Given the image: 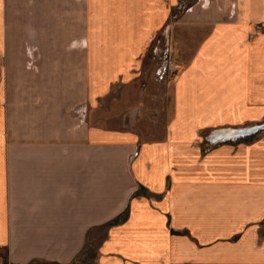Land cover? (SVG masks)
<instances>
[{"label":"crops","instance_id":"crops-1","mask_svg":"<svg viewBox=\"0 0 264 264\" xmlns=\"http://www.w3.org/2000/svg\"><path fill=\"white\" fill-rule=\"evenodd\" d=\"M184 1L0 0V264H264V128L207 139L264 124V0ZM165 24L186 71L135 79Z\"/></svg>","mask_w":264,"mask_h":264},{"label":"rangeland","instance_id":"rangeland-1","mask_svg":"<svg viewBox=\"0 0 264 264\" xmlns=\"http://www.w3.org/2000/svg\"><path fill=\"white\" fill-rule=\"evenodd\" d=\"M182 1H184V0H182ZM184 3H185V1H184ZM181 12H183V11L180 8L174 10V12L171 13V18H174V15L176 13L180 14ZM169 26H170L169 24L162 25L161 28L156 32L158 35L157 41L152 39V36L154 33L149 37V39L147 41L148 50L153 49L157 46H159V48L162 49L163 47L168 46L169 43L171 44V47L173 48V54L174 55L166 58L167 60H169V62H168L169 64L171 62V66H168V70H167L168 73L166 74V76L161 81H158L160 79H156V77H154V74H155L154 72L157 69V67L159 66L160 61H161V64L164 61V58H163L164 55L161 52L154 55L153 52L150 54V51H148L146 53V56L143 58V60L141 62V71L136 76H135V73L131 72V74L135 76L134 77L135 79L144 78V80L145 79L153 80L154 82L156 81V83L165 86L166 84H169V83L172 84L178 76H181L186 71V67H187L186 59L184 60L180 56H177V52H176V48H175V42L172 41ZM163 35H165V36H163ZM170 59H171V61H170ZM229 59L226 62H222L219 65L220 69H222L219 72V75L223 76L227 82L231 83V81L235 79L236 73L234 71V58H233V56H230ZM122 86L123 85L113 86V84H112L111 87L108 88V93H106L105 96H101V100H100L99 104L101 105L100 109H102L103 112H102V114H100V117L103 121L106 120L108 117L109 118L113 117V119L115 118V115L114 116H112V115L107 116V114H106V108L111 107L113 109L115 108L114 112L118 113V115L120 117L119 121L122 122L123 117H122V113L120 110V108L122 107L121 106L122 100L120 97L123 96V93H122L123 87ZM157 92H160L161 93L160 95H162V97H163V99L160 100V102H159V106H161L162 109L163 108L164 109H166V108L170 109V102H171V95H172V94H170V92H172L171 88L162 87V88L157 89ZM117 98H120V100H117ZM229 106H231V105H229ZM228 112L234 113L233 108L230 109ZM162 117L163 118L160 119V121L158 122L157 125H155V127L158 128V127L163 126V123L166 120V115H165L164 111L162 113ZM219 128H225V127H218V128L212 129L210 131L209 135L207 136V139H209L211 137L210 135H211V133H213L214 130H217ZM262 132H263L262 130H259V133H262ZM146 138H153V137H146ZM218 140H220V139H218ZM207 142H209V141H207ZM103 230H104L103 228H100L98 230V232H96L97 235L93 237V240L92 241L89 240V242L86 244L84 253L80 256L81 262L89 263V262L94 261V258L97 254V246L104 236Z\"/></svg>","mask_w":264,"mask_h":264},{"label":"built area","instance_id":"built-area-1","mask_svg":"<svg viewBox=\"0 0 264 264\" xmlns=\"http://www.w3.org/2000/svg\"><path fill=\"white\" fill-rule=\"evenodd\" d=\"M181 9L182 11H184L185 9H187V5L184 3V1H182V0H179V3H178V5L176 6V8H175V10L176 9ZM177 16V13L174 15V17H176ZM263 26V25H262ZM255 28H259V26H255ZM165 33V32H164ZM163 36H165V35H163ZM157 37H158V35H157V33H154L153 34V36H152V39H154V40H158L157 39ZM148 51H150V54L153 52L154 53V55H156V54H158L159 52H161L163 55H164V61H163V63L161 64V61H160V64H159V66L157 67V69L155 70V74H154V77H156V79H160V80H158V81H161L165 76H166V74L168 73L167 72V70H168V66H171V62H170V64L168 63L169 62V60H167L166 58L167 57H171V56H173L174 54H173V48L171 47V44L169 43L168 44V46H165V47H163L162 49H160L159 48V46H157V47H155V48H153V49H150V50H148V47H147V50H146V53L148 52ZM161 59V58H160ZM170 61H171V59H170ZM155 79V80H156ZM117 84H119V81H117Z\"/></svg>","mask_w":264,"mask_h":264},{"label":"bare ground","instance_id":"bare-ground-1","mask_svg":"<svg viewBox=\"0 0 264 264\" xmlns=\"http://www.w3.org/2000/svg\"><path fill=\"white\" fill-rule=\"evenodd\" d=\"M246 129H250V128H246ZM234 130L235 129H229V128H219L217 130H214L213 132H217V135L211 137V140H216V139H219L221 137H227V136L230 137V136H232V131H234ZM211 136H212V133H211Z\"/></svg>","mask_w":264,"mask_h":264},{"label":"water","instance_id":"water-1","mask_svg":"<svg viewBox=\"0 0 264 264\" xmlns=\"http://www.w3.org/2000/svg\"><path fill=\"white\" fill-rule=\"evenodd\" d=\"M259 128H264V124L263 125H258V126H255L253 128H250V129H239V130H234L232 131V136L230 137H233L234 135H243L245 134L246 132L250 133L252 130L255 131V129H259ZM228 137V136H227ZM223 138H226V137H221L220 139H223Z\"/></svg>","mask_w":264,"mask_h":264}]
</instances>
